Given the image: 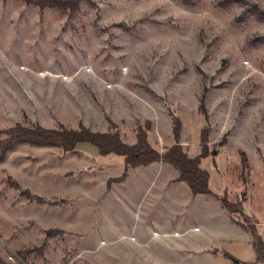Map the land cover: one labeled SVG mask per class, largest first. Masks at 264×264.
Returning <instances> with one entry per match:
<instances>
[{
    "label": "rangeland",
    "instance_id": "obj_1",
    "mask_svg": "<svg viewBox=\"0 0 264 264\" xmlns=\"http://www.w3.org/2000/svg\"><path fill=\"white\" fill-rule=\"evenodd\" d=\"M174 117L189 156L207 129L211 194L163 162L21 143L0 160V264H264V0H0V129L142 127L163 152Z\"/></svg>",
    "mask_w": 264,
    "mask_h": 264
},
{
    "label": "trees",
    "instance_id": "obj_2",
    "mask_svg": "<svg viewBox=\"0 0 264 264\" xmlns=\"http://www.w3.org/2000/svg\"><path fill=\"white\" fill-rule=\"evenodd\" d=\"M40 7L51 6L58 9L73 11L77 7V0H25ZM200 112L206 117L203 100L200 101ZM148 123V122H147ZM174 142L163 152L153 148L147 141L146 132L142 127L136 129V140L129 144L121 139L116 126L110 123L106 131H93L83 124L76 128L54 127L48 128L40 124L26 126L16 123L13 126L0 129V160L8 150L21 143H30L39 146H56L63 151H72L80 143H90L102 156L115 154L124 158L126 167L136 168L154 162H163L178 171L176 181L185 183L192 195L211 194L209 187V173L200 166L201 158L208 155L207 129L201 132V149L196 156H189L179 142L180 121L173 118L172 128ZM16 188L19 185L14 183ZM20 194L30 200L41 201L42 198L23 189ZM222 207L230 214H244L243 207L237 202H231L224 195L220 198ZM243 226V225H240ZM251 231V230H249Z\"/></svg>",
    "mask_w": 264,
    "mask_h": 264
},
{
    "label": "crops",
    "instance_id": "obj_3",
    "mask_svg": "<svg viewBox=\"0 0 264 264\" xmlns=\"http://www.w3.org/2000/svg\"><path fill=\"white\" fill-rule=\"evenodd\" d=\"M168 236H171V234H168Z\"/></svg>",
    "mask_w": 264,
    "mask_h": 264
}]
</instances>
